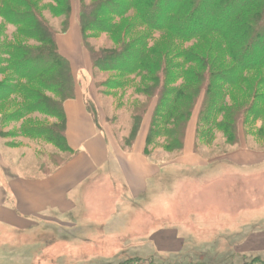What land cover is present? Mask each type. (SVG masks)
Wrapping results in <instances>:
<instances>
[{"label": "trees", "instance_id": "trees-1", "mask_svg": "<svg viewBox=\"0 0 264 264\" xmlns=\"http://www.w3.org/2000/svg\"><path fill=\"white\" fill-rule=\"evenodd\" d=\"M53 1L57 14H67L68 30L70 0ZM14 2L24 10L5 8V0H0V15L11 23L37 28L44 44L40 49L23 48L14 68H21L22 75L30 79L42 75L69 82L56 90L61 103H51L53 108L60 107L63 122H55L48 132L52 143L63 142L70 153L64 161L43 166V173L49 174L74 153L66 141L63 109L64 101L75 96L74 74L70 61L59 50L56 34L43 24L35 3ZM118 20L129 22L121 26ZM79 23L84 42L93 31L107 33L115 41L112 48L84 44L92 68L116 71L123 86L132 85L143 97L129 110L132 130L130 140L125 138L129 150L152 105L144 147L148 157L158 147L180 156L196 110V142L211 144L215 134L221 133L228 144H237L240 124L250 128L260 123L256 134L264 137V0H93L82 4ZM142 27L141 34L128 38ZM154 32L164 33L162 44L153 40ZM201 37L206 41L200 50L195 44H184ZM7 87L0 84V91Z\"/></svg>", "mask_w": 264, "mask_h": 264}, {"label": "rangeland", "instance_id": "rangeland-1", "mask_svg": "<svg viewBox=\"0 0 264 264\" xmlns=\"http://www.w3.org/2000/svg\"><path fill=\"white\" fill-rule=\"evenodd\" d=\"M26 1L35 3L43 24L56 34L57 39L59 34L69 30L71 23L76 22L80 27L81 6L83 3H90L93 0H70L71 17L68 30H65L67 14L59 12L57 14L54 10L57 5L53 0H24V2ZM4 6L5 8L18 7L24 10L22 6H17L14 0H5ZM118 22L124 26L129 20L125 22L118 20ZM28 26L29 24L11 23L0 15V84H8L7 88L0 91V94L2 93L4 96L0 98V162L2 161L6 165L7 159L13 162L23 158L24 162L31 166L26 172L34 175L41 174L43 166L48 168L53 163L64 161L69 156L70 151L65 149V145H62L63 142L60 143L61 145L52 143L49 138L51 131L48 132L55 122H60V124L63 122L60 107L53 108L51 103L52 101L61 103L62 100L56 90L62 88L61 84L67 87L69 82L67 81L68 83L65 84L59 80L57 82L48 80L42 75H36L30 79L22 75L24 71L21 68H14V63L21 58L20 54L23 48L40 49L44 46L40 39L43 38L41 31L36 32L37 28ZM142 31H144L143 27L133 30L128 38H134ZM153 34V40L162 44V41L165 40L164 33L154 32ZM205 41L206 39L201 37L184 44L187 46L195 44L196 48L200 50L199 47ZM81 44L88 51L84 44L95 49L112 48L115 46V41L107 33L93 31L88 33L84 42L81 30ZM60 73L59 71L56 75L59 76ZM74 79L76 86L78 83L85 90L89 106L94 108L92 109L95 115L97 113L100 115L102 124L110 136L127 150L125 138L131 136L132 130L129 110L133 102L143 100V97L135 93L132 85L125 84L123 86L121 83L123 79L116 71L94 70L92 62L88 72L81 71L78 76L74 75ZM259 125L260 123H257L247 128L240 124V141L234 145L228 144L221 133H216L212 143L208 145L204 141L197 140L196 142L195 135L193 149L196 153L203 154L212 161L230 155L232 160L239 159L245 162L239 167L229 166L225 161H218L217 164H221L220 167L203 176L206 184H201L197 178H193L189 183H182L185 180L184 173L178 169L172 170L167 177L164 173L163 176L168 180L169 188L162 192L158 190L156 197L154 192L149 189L146 197L142 200L147 204L141 209L135 205V208L129 211V214L132 212L136 214L140 210L145 218L146 216L149 218L150 221L145 220L143 229L161 230L165 227L180 226V222L184 218L196 215L198 213L196 211L205 213L217 211L219 203L226 208L231 206L233 208H230L229 212L234 213L233 216L239 220L238 222H246L239 226L238 232L235 234L238 238V250L232 256L201 258L184 255L165 258H135L133 257L135 256L132 251L133 246H131V243L134 242H126L130 246L124 249L123 238H134L137 236L136 234L122 236L120 231L104 232L102 228H95L86 232V235L71 238V240L68 236L69 230L65 231L67 235L60 236L55 232L53 226L47 231L41 227L36 230L39 232L37 234L1 229L0 252L12 251L28 254L33 257L31 264H34L36 256L40 260L38 264H264V137L259 138L256 134V128ZM195 143H197L196 149ZM177 157L176 153H167L160 147L155 149V152L150 156L151 159L159 162H173ZM109 174L112 175L109 178L112 181L111 185L115 189L117 188L118 194H120L117 200L122 202H118L117 206L121 208L127 200L125 197L127 186L120 178L112 173ZM180 183L182 184L181 188ZM162 186L163 184L159 185L160 188ZM162 195L164 199L160 200ZM186 202L193 203V205L200 204L199 206H202L203 210H186L184 209ZM163 204L166 209L161 207L164 206ZM206 204L216 206L209 209ZM222 216L229 215L222 214ZM202 217H209V220L219 219L217 214L202 215ZM83 227L87 228L86 225ZM135 227H137L136 223ZM234 240L232 238L231 243H236ZM245 250L247 253H244Z\"/></svg>", "mask_w": 264, "mask_h": 264}, {"label": "crops", "instance_id": "crops-1", "mask_svg": "<svg viewBox=\"0 0 264 264\" xmlns=\"http://www.w3.org/2000/svg\"><path fill=\"white\" fill-rule=\"evenodd\" d=\"M57 42L62 55L70 61L75 77L81 71H89L91 59L81 44L79 24L71 23L66 33L58 35ZM153 107L154 105L145 115L132 149L126 150L110 136L102 124L100 115H95L94 108L89 106L85 90L77 83L75 96L63 103L66 141L73 150V155L49 174H28L26 171L31 166L24 162L23 158L13 162L7 159L6 165L0 162V230L37 234V229L43 227L47 231L53 226L60 236L69 230L70 239L84 236L95 228H102L104 232L120 231L122 236L136 234L134 238H123L124 249L130 246L126 242H134L131 246L135 258L184 255L219 258L237 253L238 238L235 234L239 226L246 222H238L233 216L234 213L229 212L230 208H233L231 206L226 208L219 203L217 211H196V215L184 218L180 226L165 227L161 230L143 229L145 220L149 218L146 216V219L142 211L129 214L135 205L141 209L147 204L142 200L149 189L156 197L158 190L162 192L169 188L164 173L167 177L172 170L178 169L184 173L185 180L182 183H189L193 178H197L201 184H206L203 176L220 167L218 161L239 167L245 162L232 160L230 155L212 161L194 151L198 110L189 122L183 153L173 162L151 159L145 155L144 147ZM109 173L120 178L127 186V200L122 209L117 206V203L122 201L117 200L120 194L117 188L111 185L109 178L112 175ZM158 184L163 186L160 188ZM181 186L182 184L180 188ZM163 199L162 195L160 200ZM199 205L186 202L184 209L203 210ZM214 206L216 205L206 204L209 209ZM161 207L166 209L165 205ZM211 214H217L219 219L209 220V217H202ZM232 238L236 243H231ZM247 250L244 253H247ZM36 257L34 264L40 262ZM32 261L33 257L28 254L0 252V264H31Z\"/></svg>", "mask_w": 264, "mask_h": 264}]
</instances>
